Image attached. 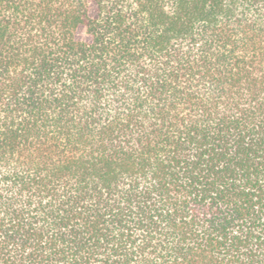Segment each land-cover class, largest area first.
Here are the masks:
<instances>
[{"label": "trees", "instance_id": "trees-1", "mask_svg": "<svg viewBox=\"0 0 264 264\" xmlns=\"http://www.w3.org/2000/svg\"><path fill=\"white\" fill-rule=\"evenodd\" d=\"M0 264H264V0H0Z\"/></svg>", "mask_w": 264, "mask_h": 264}, {"label": "rangeland", "instance_id": "rangeland-1", "mask_svg": "<svg viewBox=\"0 0 264 264\" xmlns=\"http://www.w3.org/2000/svg\"><path fill=\"white\" fill-rule=\"evenodd\" d=\"M84 34V32L82 31V35Z\"/></svg>", "mask_w": 264, "mask_h": 264}]
</instances>
